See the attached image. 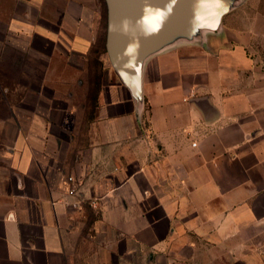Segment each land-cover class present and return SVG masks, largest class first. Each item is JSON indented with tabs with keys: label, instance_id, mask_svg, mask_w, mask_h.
<instances>
[{
	"label": "crops",
	"instance_id": "obj_1",
	"mask_svg": "<svg viewBox=\"0 0 264 264\" xmlns=\"http://www.w3.org/2000/svg\"><path fill=\"white\" fill-rule=\"evenodd\" d=\"M2 1L0 264H264V0L148 58L140 111L53 78L100 0Z\"/></svg>",
	"mask_w": 264,
	"mask_h": 264
},
{
	"label": "water",
	"instance_id": "obj_2",
	"mask_svg": "<svg viewBox=\"0 0 264 264\" xmlns=\"http://www.w3.org/2000/svg\"><path fill=\"white\" fill-rule=\"evenodd\" d=\"M104 49L119 82L141 110L146 60L178 44L202 43L241 0H103ZM199 41H198V40Z\"/></svg>",
	"mask_w": 264,
	"mask_h": 264
},
{
	"label": "rangeland",
	"instance_id": "obj_3",
	"mask_svg": "<svg viewBox=\"0 0 264 264\" xmlns=\"http://www.w3.org/2000/svg\"><path fill=\"white\" fill-rule=\"evenodd\" d=\"M2 2H4V0ZM93 10H94L93 13L96 15L95 18L96 22L94 24L93 38L90 40L92 42L91 47L87 55L85 56L84 59L81 60L70 57L69 61L75 64L74 67L65 66L63 61L62 60L60 61L61 58L56 59L54 63L55 66H57V70L53 72V78H60L64 80L86 79L88 80V82H90V84L96 82H99L101 84L103 80H105V71L112 70L110 68L104 49L105 30H106V11L103 19L102 16L104 12L102 10L101 3L99 8L93 5ZM88 90H91V85H90V89L88 88Z\"/></svg>",
	"mask_w": 264,
	"mask_h": 264
},
{
	"label": "built area",
	"instance_id": "obj_4",
	"mask_svg": "<svg viewBox=\"0 0 264 264\" xmlns=\"http://www.w3.org/2000/svg\"><path fill=\"white\" fill-rule=\"evenodd\" d=\"M67 192L71 196L76 194V188H75V186L73 184V180L71 178L68 179ZM261 254L264 255V248L261 250Z\"/></svg>",
	"mask_w": 264,
	"mask_h": 264
},
{
	"label": "trees",
	"instance_id": "obj_5",
	"mask_svg": "<svg viewBox=\"0 0 264 264\" xmlns=\"http://www.w3.org/2000/svg\"><path fill=\"white\" fill-rule=\"evenodd\" d=\"M100 3H101V6H102V10H103V12H104L102 18L104 19V14H105L104 1H103V0H100Z\"/></svg>",
	"mask_w": 264,
	"mask_h": 264
}]
</instances>
